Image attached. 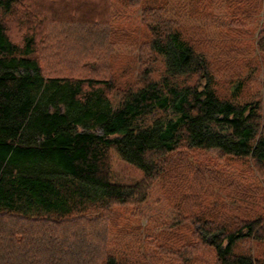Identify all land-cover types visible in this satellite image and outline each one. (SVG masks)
Instances as JSON below:
<instances>
[{
  "label": "trees",
  "instance_id": "obj_1",
  "mask_svg": "<svg viewBox=\"0 0 264 264\" xmlns=\"http://www.w3.org/2000/svg\"><path fill=\"white\" fill-rule=\"evenodd\" d=\"M58 1L0 0V264H166L161 256L186 262L208 245L214 264H264L253 250L264 242L261 184L251 197L234 192L233 183L227 190L217 183L215 198L227 201L233 193L241 203L231 205L244 208L243 216L221 213L217 206L194 215L195 204L178 214L181 199L168 215L150 199L159 176L169 180L164 184L187 191V180H171L173 172H189L176 158L185 148L251 157L264 168L262 101L221 97L194 36L168 18L145 15L138 67L124 69L116 54L123 43H132L129 34H116V27L109 29L113 41L105 33L99 34L105 40L85 37L98 35L97 8L89 0H77V7L69 0L61 9L63 18L55 13L48 18L47 6ZM75 12L77 22L70 16ZM45 19L66 23L68 33L85 32L63 45L59 37L50 41L64 52L76 48L77 59L70 62H83L85 70L94 69L93 55L111 61L115 48L117 78L105 72L48 74L38 46L62 30L47 32ZM111 150L143 178L115 180ZM139 216L147 218L146 224L135 231L130 218ZM148 254L161 256L150 263Z\"/></svg>",
  "mask_w": 264,
  "mask_h": 264
},
{
  "label": "rangeland",
  "instance_id": "obj_2",
  "mask_svg": "<svg viewBox=\"0 0 264 264\" xmlns=\"http://www.w3.org/2000/svg\"><path fill=\"white\" fill-rule=\"evenodd\" d=\"M67 1L69 0H59L57 5L53 3L51 6H47L46 16L51 18L55 13L58 18H63L65 12L62 14L61 9L64 2ZM90 1L91 4L89 5L94 9L97 8L94 20L100 18L101 23H98L95 27L98 35L91 34L85 37L105 40L99 35L105 33L107 35L106 39L113 41V36H111L113 33H110L109 29L114 30L118 27L115 30L116 34L128 33L133 39L130 46L123 43L122 48L117 49L119 54L116 55L121 58L124 69L130 66H133V68L138 67V58L141 57L142 51L140 52L137 44L144 39L140 31L146 32V29L142 26L146 19L145 15L147 14V16L153 18L155 16L168 18L177 24L184 33L194 36L198 52L209 61V70L214 79V87L221 97H230L239 103L261 100L262 109L264 110V49L261 47L264 41V0H105L104 5L103 0ZM68 4L77 7V0H73ZM81 4L83 2H80L78 7ZM19 7H22L21 4L18 5ZM83 7L85 5L79 7V9L81 10ZM103 7L105 8V14L104 17H100L102 16L100 12ZM54 9L55 11H53ZM70 16L77 22V12L70 13ZM82 18L88 19L80 14V19ZM43 26L44 29H49L47 32L57 29L62 30L59 36L58 34L54 36L52 32L49 36H45L49 43L38 46L42 65L48 74L58 76L77 74L101 76L105 72L110 73L109 76H112V78L114 76L117 78L119 72H121L120 64H117L114 59L115 48L109 62L93 55L97 58L93 70L91 68L85 70L83 62L74 65L70 60L77 59V49L64 52L63 49L60 50L57 46H50V41L59 37L62 39L63 45L66 41L71 40L72 42L73 40L77 41V38H83L85 32L77 30L68 33L66 28L69 25L66 23L55 25L50 21H46V19ZM17 32L23 34L21 28ZM58 51L60 53H57ZM61 58L62 61H60ZM159 63L161 62L156 63V72H154L157 78L160 74ZM133 71V74H135L137 69H133ZM193 79L197 81L196 77ZM200 81L204 83L201 77ZM181 155L184 157L181 158ZM176 158L177 162L183 165L184 170L186 168L189 172H173L174 178L171 177V180H178L179 183L187 180L185 182L187 191L176 188L173 184L171 186L164 184L169 180H165L161 176L155 178L150 199H156V206L163 214L168 213V215H171L169 212H175L181 199L182 204L178 209L180 211H177L178 214L189 212L191 205L195 204L194 209L191 211L194 215H197L199 210H213L212 207L217 206L216 211L220 210L221 213L229 212L231 215L243 216L244 208L236 209L231 205L234 201L233 193L231 196L229 195L230 199L227 201L223 197L215 198L212 192L217 191V183L223 182L226 190L229 188V183H233L231 186L234 187L232 189L234 192L237 193L240 190L243 194L251 197L256 196L255 191L257 188L260 189L259 184L264 189V168L258 167L251 157L231 158L220 154L214 149L185 148L181 150ZM110 161L112 175L115 180L131 182L143 178L142 171L135 169L124 161L115 150H111ZM179 175L181 179H179ZM183 176H186V178ZM163 184L165 185L164 188ZM233 203L240 205L241 202L234 201ZM196 204L203 208L197 209ZM173 206H175L174 209ZM136 212L139 213L138 207H136ZM139 217L142 218H130V227H135V231L146 224L147 218ZM190 234L189 239L192 237ZM211 235L209 238H211ZM254 248L256 249V256H259L264 262V242L254 244L253 250ZM160 256L154 257V255L148 254L145 260L151 263ZM214 256V250L208 245L204 250L203 248L200 249L197 256L190 257L186 262L180 259H172L173 261L169 262V258L162 256L161 258L165 260L166 264L172 262L173 264H214ZM161 262L163 263V260H159V263Z\"/></svg>",
  "mask_w": 264,
  "mask_h": 264
}]
</instances>
